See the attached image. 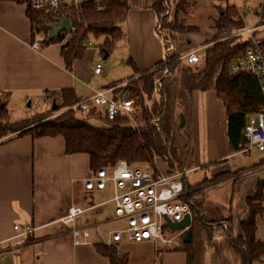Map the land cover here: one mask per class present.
I'll return each instance as SVG.
<instances>
[{"label":"crops","instance_id":"crops-1","mask_svg":"<svg viewBox=\"0 0 264 264\" xmlns=\"http://www.w3.org/2000/svg\"><path fill=\"white\" fill-rule=\"evenodd\" d=\"M193 1L194 8L189 14H181L180 20L186 27L199 28L198 31L184 34H171L168 31V38H162L156 31L158 19L154 11L132 10L123 25L126 37L118 49L123 47L126 50L124 61L127 63L132 58L140 70H152L166 60L169 47L167 42L173 48L170 57L179 54L183 58L196 49L204 51L213 44L220 9L230 5L241 12L247 26H261L258 25L257 11L263 6V0ZM240 3H243L242 9L239 8ZM32 39V23L27 15V4L17 0H0V97L10 99L8 109L11 102H25L35 96H43L48 101L54 99V104L59 98L61 103L62 90L65 89L74 90L79 98L84 99L117 84L110 95L119 97L117 91L135 75L132 66L127 63L129 75L104 86L108 82L110 71L102 64V75H94L96 65L102 63L97 49L92 46L88 48L84 57L74 62L72 71H68L62 55L63 43L34 49ZM46 92L52 96L45 97ZM189 110V107L182 106L179 114L182 128L186 120L183 115L188 113V125L184 128L188 132L185 136L193 147V151L187 152L190 165L196 169L200 165L205 168L218 166L214 163L222 160H226L223 164H227V159L233 154H230L225 133L223 101L214 91L196 93L192 110ZM175 114L176 109L172 119L166 124L171 142L173 128L175 130L178 126V122L174 121ZM169 155L171 159L174 157L177 164L185 162L174 149ZM227 167L215 173L230 171V167ZM94 172L87 154H66L62 136L33 138L26 135L2 144L0 250L3 253L0 255V264H111L108 257L99 253L97 245L105 244L109 233L113 231H98V228L114 219L113 208L108 206L103 215L73 225L62 221L73 206L87 207L111 197L110 188L106 192L97 193L85 190L84 179ZM246 175L247 173L241 174ZM256 183H248L247 188ZM243 205L242 199L241 206ZM232 214L235 215L237 224L239 219H246V216L241 217V213H234L233 210ZM16 225L23 228L30 225L33 231L19 237L15 231ZM78 228L89 232V237L85 239L83 235L74 236L73 230ZM166 235L168 238L174 236L168 233ZM258 235L264 240V223L259 227ZM179 239L181 238L172 240L171 243H135L124 238L116 248L119 255L128 256L129 264H188L183 246H176Z\"/></svg>","mask_w":264,"mask_h":264},{"label":"trees","instance_id":"trees-1","mask_svg":"<svg viewBox=\"0 0 264 264\" xmlns=\"http://www.w3.org/2000/svg\"><path fill=\"white\" fill-rule=\"evenodd\" d=\"M194 6L192 0H76L71 7H64L57 13L34 11L29 5L27 15L32 23L33 43L39 38L36 37L38 33L50 35L51 26L56 25L60 18L71 19L73 31L68 37L61 34L50 43L43 41L42 45L46 47L68 39L62 46V55L68 71H72L74 62L82 59L88 49L84 44L92 39H103L101 55H105L106 51L110 55L119 47L126 37L123 25L132 10L154 11L158 19L156 31L166 28L167 31L184 34L199 29L186 27L180 22L181 14H189ZM220 12L213 44L202 52L201 63L189 65L176 54L168 58V65L165 60L152 70L143 71L137 68L132 58L127 60L135 75L141 77H131L133 79L121 87L117 95L129 92L131 98L139 99L143 107L140 114L135 117L119 114L114 121H108L95 110L89 114L76 107L81 98L74 90L65 89L62 90V101L56 109L51 108L12 122L8 99L1 96L0 146L26 135L33 138L62 136L66 154H87L91 168L95 171L120 161H127L131 165L151 163L149 161L168 155L167 123L163 124L166 128L164 132L161 122L172 119L175 101L182 99L189 104L191 111L196 93L214 91L224 104L225 133L230 154L241 152L245 145L247 118L261 108L263 100L254 77L245 73L232 74L229 69L231 64L241 61L250 45L246 37L232 36L247 26L246 20L232 5L221 8ZM257 15L258 25L264 24V6H260ZM182 61L187 65L181 66ZM187 114L183 116L187 117ZM157 119L160 121V129L153 125ZM89 120L100 121L105 125H93ZM163 134L166 135V145ZM225 162L218 161L214 165ZM262 165L264 159L256 168ZM233 175L236 173L223 170L195 185H189L185 180L184 200L191 205L193 217L192 241L182 247L187 253L188 264H264V240L258 235V218H264V180L258 183L255 195L248 196L246 200L248 216L242 223L241 231L237 228V220L232 212L228 218L220 221H208L205 218L207 190L230 180ZM97 248L101 255L110 259L111 264H129L128 256L119 255L115 246L99 244ZM2 253L0 250V255Z\"/></svg>","mask_w":264,"mask_h":264},{"label":"built area","instance_id":"built-area-1","mask_svg":"<svg viewBox=\"0 0 264 264\" xmlns=\"http://www.w3.org/2000/svg\"><path fill=\"white\" fill-rule=\"evenodd\" d=\"M75 1L73 0V3ZM73 3L67 6L63 0H30L29 4H26L27 7L30 5L34 11L44 10L57 13L64 7H71ZM257 31H264V24L257 27L246 26L232 35L246 37L250 40V45L241 61L230 65V72L232 74L245 73L254 77L258 82L263 100L261 108L247 118L244 131L245 145L240 152L244 155L252 152L264 155V37L258 38ZM157 32L159 34L162 30L158 29ZM68 35L64 36L68 37ZM47 36L37 38L39 41L36 40L32 44V48L40 49ZM67 40L62 42L63 45ZM89 44L91 45V43ZM84 45L87 46V43ZM167 45L169 47L166 53V65H168L170 52L173 50L170 42H167ZM200 52L201 49L192 50L182 59L189 65H197L201 63ZM166 70L168 72L169 68L167 67ZM102 72L103 65L97 64L93 72L94 75L100 76ZM112 91V88L99 90L90 97L81 99L76 107L89 114L95 110L108 121H114L119 114L135 117L143 111L140 100L131 98L129 92L122 96L119 95V97H113L110 95ZM44 96L49 98L52 95L46 92ZM153 125L160 129L158 119L153 122ZM158 159L156 158L154 161L157 162ZM261 169H264V165ZM187 173L178 166L164 170L158 162L157 166L152 163L132 166L126 161H120L113 166L101 168L84 179L85 190L88 193H93L95 191L103 192L110 188L111 197L87 207L73 206L62 221L65 224L73 225L79 221L101 216L106 212L108 206H112L114 218L124 220L125 226L111 231L105 242L106 245L117 247L124 238L135 243L146 241L171 243L172 240L181 238L182 241L177 242L176 246L182 247L184 245L183 237L188 228L174 231V236L168 238L165 233V229L168 228L165 224L167 220L181 222L188 215L193 220L191 205L184 200L186 196L184 180ZM15 231L19 237H24L32 232L33 228L30 225L25 228L16 225ZM73 235L76 237L83 235L87 239L89 232L78 228L73 230Z\"/></svg>","mask_w":264,"mask_h":264},{"label":"rangeland","instance_id":"rangeland-1","mask_svg":"<svg viewBox=\"0 0 264 264\" xmlns=\"http://www.w3.org/2000/svg\"><path fill=\"white\" fill-rule=\"evenodd\" d=\"M242 5L243 3H240L239 8L242 9ZM253 7H256V6H253ZM180 19H181V16H180ZM180 22L182 21L180 20ZM159 34L161 35V37L163 36L165 38H168L167 35L170 34V32H168L166 28H164L162 32ZM171 34H175V33L171 32ZM256 35L258 38H262L264 37V31H257ZM89 43H91V45ZM102 45H103V39H99V40L92 39V41L87 42V47L90 48L92 46L93 48L97 49V52L99 54H101L100 52L102 50ZM118 49L119 47L115 49L113 52H111V54L108 55L107 58H105L106 54L101 55V61H102L101 64L106 65V67L110 71L108 82L104 86H109V84L114 82V80L118 81L117 79L127 76L130 73L128 72L129 66L124 61V55L126 54V50L123 47L120 50ZM126 57L128 58V56ZM184 65H187V64L182 61L181 66H184ZM134 76L136 78L141 77L139 75H134ZM128 82H126V84ZM56 104L57 105L60 104L59 98L56 99ZM53 105H54V99H52L51 101H48L43 96H35L25 102H11L9 105V110L11 113V120L12 122L21 121L25 118L31 117L38 113L45 112L53 108ZM182 106L188 107L189 104L184 103L182 99H178L175 101V104L173 106V108L176 109V114L174 115V121L178 122V126L175 127V130L173 129L172 142L169 138V140H167V146H168L169 154H171L174 149L177 155H179V157L185 160V162H178V163L185 169L184 171L188 172L185 178V180L188 181V184L195 185V184L201 183L204 180H206L207 177L209 178L213 177L215 172L218 171L219 169L228 168L227 166L230 167L229 168L230 171L234 172V174L236 173V175L235 176L233 175V178H231L230 180L219 183L217 185H213V187H210L207 190L206 192L207 201L205 204V208H206L205 218L208 221L224 220L229 217L232 210L234 213H241L244 215L243 216L240 214L241 217H245V216L247 217L248 216L247 201L243 206H241V201L242 199H244V196L246 194H248L249 196L255 195L258 183L260 182V180H264V169H261L263 165L261 167L256 168V165H258L261 162V160L264 159V155L259 152H252L248 155L233 154L228 159L226 158L228 160L227 164H221V165L213 166V167L207 166V168L200 165L199 167L194 169L192 164L190 165L188 158H187V152L193 151L192 142L189 141L188 137L185 136L188 133L187 130L184 128V127H187L188 125V116L185 117L186 120H185L184 126L180 128V123H181L180 115L181 114H179V110ZM89 121L93 125H97V126L105 125L103 122H100V121H96V120H89ZM168 121H170V118L163 120L161 122L164 132L166 128L163 124L167 123ZM9 136L11 137V135ZM162 137H163L164 144L166 145V135L163 134ZM182 140H183V143H182ZM169 154L165 158H160L157 160L159 166L163 168L164 170L172 169L178 166L177 161L174 160V157H172L171 160L169 159L170 157ZM153 161L154 160H151L149 162H151L154 166H157V162L156 161L153 162ZM142 164L144 163H140L139 165H142ZM139 165H132V166H139ZM189 170H192V171L189 172ZM248 170H251V171H248ZM246 171H247L246 176L239 175V173L242 174L243 172H246ZM258 178L260 179L258 183H256L257 182L256 180ZM250 182H254L256 184H252L251 187L247 188V185L248 183L250 184ZM106 191H103V192H106ZM95 192L97 193L99 191H95ZM110 207L112 208V206ZM242 209L243 211L241 212ZM258 221H259L258 226L262 227L264 223V218H260V219L258 218ZM124 226H125L124 220L114 218L110 222L106 223L103 227L98 228V231L101 233L102 231H105V230L110 231V230L120 229V228H123ZM165 233L173 234L175 232L171 228H168V229H165ZM179 241L181 242L182 239H179Z\"/></svg>","mask_w":264,"mask_h":264},{"label":"water","instance_id":"water-1","mask_svg":"<svg viewBox=\"0 0 264 264\" xmlns=\"http://www.w3.org/2000/svg\"><path fill=\"white\" fill-rule=\"evenodd\" d=\"M63 1L65 2V4L67 6H69L73 3V0H63ZM262 5L264 6V0L262 2ZM50 29H51L50 35L44 40L47 43H50L53 39L59 38L61 34H63V35L70 34L73 31L72 21L69 17L68 18H60L58 20V23L54 26H51ZM108 55H109V53L106 51L105 58H107ZM56 107H57V104L55 103L53 108L56 109ZM183 120H184V118H183ZM248 196H249L248 194H246L244 196L243 204L246 203ZM245 220L239 219V221H238V229L240 231H241L242 223ZM192 223H193V220H192L191 216L188 215L181 222H175L172 220H167L165 226H166V228H171L174 231H182V230H185L188 228V230L186 231V233L183 237V243L188 244V243H191V241H192V232H191Z\"/></svg>","mask_w":264,"mask_h":264}]
</instances>
